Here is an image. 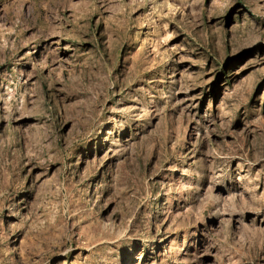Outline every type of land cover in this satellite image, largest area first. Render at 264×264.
<instances>
[{"label":"rangeland","instance_id":"rangeland-1","mask_svg":"<svg viewBox=\"0 0 264 264\" xmlns=\"http://www.w3.org/2000/svg\"><path fill=\"white\" fill-rule=\"evenodd\" d=\"M0 264H264V0H0Z\"/></svg>","mask_w":264,"mask_h":264}]
</instances>
